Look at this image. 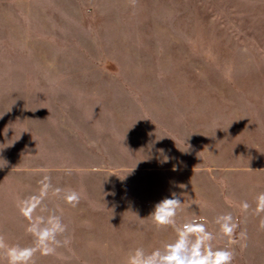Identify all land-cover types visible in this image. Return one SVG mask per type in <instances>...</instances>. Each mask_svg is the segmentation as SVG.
<instances>
[{"label": "rangeland", "instance_id": "rangeland-1", "mask_svg": "<svg viewBox=\"0 0 264 264\" xmlns=\"http://www.w3.org/2000/svg\"><path fill=\"white\" fill-rule=\"evenodd\" d=\"M44 176L80 202L50 192L29 219ZM173 192L179 224L203 219L224 247L231 213L233 264H264V0H0L5 247L35 246L55 213L62 246L34 264H126L176 239L149 216Z\"/></svg>", "mask_w": 264, "mask_h": 264}, {"label": "clouds", "instance_id": "clouds-1", "mask_svg": "<svg viewBox=\"0 0 264 264\" xmlns=\"http://www.w3.org/2000/svg\"><path fill=\"white\" fill-rule=\"evenodd\" d=\"M131 2L135 4L136 0ZM66 172L71 174V169H66ZM38 183L41 185L39 195L27 197L20 202L21 214L29 219L50 192L72 207H76L80 202V196L75 190L65 191L59 187H53L49 176H44ZM180 187L183 188L184 185ZM182 203L180 196L173 192L170 198H164L156 203L149 215L156 228L171 227L176 233V239L165 244L162 249L158 248L151 252L144 248H136L128 254L126 264H233L235 258L233 245L238 243L235 236L238 224L234 222L232 214L227 213L216 218L219 235L225 238L226 245L214 247L213 241L216 239V234L208 230L207 223L203 219H193L183 224L177 222ZM249 207L246 201L242 203L244 211H247ZM256 211L264 212V192L256 197ZM260 227L264 229V220H261ZM28 230L35 238L33 247L6 248L3 238L0 237V250H4L8 264H34L33 257L38 251H42L44 255L53 254L57 247L62 246V241L58 237L66 231V226L62 218L53 213L46 222L38 218ZM240 235L243 237L245 234Z\"/></svg>", "mask_w": 264, "mask_h": 264}]
</instances>
